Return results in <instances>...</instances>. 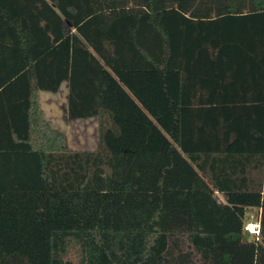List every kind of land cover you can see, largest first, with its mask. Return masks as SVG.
Listing matches in <instances>:
<instances>
[{
  "label": "trees",
  "instance_id": "16d2710c",
  "mask_svg": "<svg viewBox=\"0 0 264 264\" xmlns=\"http://www.w3.org/2000/svg\"><path fill=\"white\" fill-rule=\"evenodd\" d=\"M63 82L96 150L41 116ZM204 92L264 108V0H0V264H264L263 183L203 175Z\"/></svg>",
  "mask_w": 264,
  "mask_h": 264
},
{
  "label": "crops",
  "instance_id": "0c3cea01",
  "mask_svg": "<svg viewBox=\"0 0 264 264\" xmlns=\"http://www.w3.org/2000/svg\"><path fill=\"white\" fill-rule=\"evenodd\" d=\"M134 98L138 103L140 102L136 97ZM17 101L18 98L15 96L0 98L1 123L13 122L24 113L19 107L23 102ZM68 103V82H63L57 92L41 90L37 93V105L42 118L66 137H74L75 142L80 140L81 132L84 131L81 130V123L93 120L95 124L93 136L96 140L94 148H74L72 139L67 140V143L70 151L96 150L98 117L69 119ZM35 105L34 103V108ZM202 106L204 107L200 111L189 112H191L190 116L199 115L200 118L197 120L204 124L197 141L201 142L200 161L207 182L211 185L217 183V179L221 183L238 185H255L262 182L264 188V108L261 102L254 98L226 102L221 98L205 96L204 92ZM187 131L190 135L191 128L189 127ZM13 136L15 133H9L3 125L0 126V145L10 146L14 143ZM258 210L261 212L260 209Z\"/></svg>",
  "mask_w": 264,
  "mask_h": 264
},
{
  "label": "rangeland",
  "instance_id": "374dc122",
  "mask_svg": "<svg viewBox=\"0 0 264 264\" xmlns=\"http://www.w3.org/2000/svg\"><path fill=\"white\" fill-rule=\"evenodd\" d=\"M94 121L93 120H89L87 122L83 121L81 123V130L84 129L83 132H81V138L80 140H78L77 142L74 141V137L72 136H67V140L69 141V139L72 141V146L74 148H94L95 144H96V140L94 138ZM72 137V138H71ZM259 218H260V211L256 208H251L248 210L247 214H246V219H245V230L250 234V238H255L256 237V233H251V230H253V228L255 227V225L253 226L252 223H259ZM70 256L74 259H77V253L76 252H72L70 254Z\"/></svg>",
  "mask_w": 264,
  "mask_h": 264
},
{
  "label": "built area",
  "instance_id": "2783aa9c",
  "mask_svg": "<svg viewBox=\"0 0 264 264\" xmlns=\"http://www.w3.org/2000/svg\"><path fill=\"white\" fill-rule=\"evenodd\" d=\"M252 225L255 227L253 228V230H251V233H256V237L260 234V222L259 223H252Z\"/></svg>",
  "mask_w": 264,
  "mask_h": 264
}]
</instances>
